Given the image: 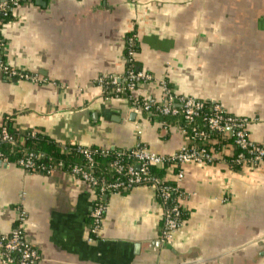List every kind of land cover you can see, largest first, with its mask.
<instances>
[{"label":"crops","instance_id":"1","mask_svg":"<svg viewBox=\"0 0 264 264\" xmlns=\"http://www.w3.org/2000/svg\"><path fill=\"white\" fill-rule=\"evenodd\" d=\"M0 40L3 63L26 77L0 73V126L9 119L62 148L120 153L140 143L176 153L188 145L179 125L138 117L97 84L124 75L131 40L136 72L152 77L136 96L157 100L165 82L176 97L247 119L249 139L264 147V0L28 1L1 25ZM215 145L211 163L183 170L184 218L169 243L152 187L106 195L91 235L86 183L12 163H0V235L19 228L34 264H264V160L237 166L234 145Z\"/></svg>","mask_w":264,"mask_h":264},{"label":"built area","instance_id":"2","mask_svg":"<svg viewBox=\"0 0 264 264\" xmlns=\"http://www.w3.org/2000/svg\"><path fill=\"white\" fill-rule=\"evenodd\" d=\"M21 1L25 0H0V14L8 15L16 8ZM133 44L130 40L126 46L125 60L132 62L133 60ZM0 73L7 77L18 76L20 79H26L21 73L10 69L0 59ZM152 77L141 72H133L126 67L124 75L120 78L110 77L98 80L97 84L103 89V95L112 99L126 98L132 111L138 116L156 114L169 117H182L184 121L192 126L193 141L205 143L207 134L197 130L196 120L201 117L204 103L190 97H176L168 89L165 82L160 83V97L157 100L140 98L134 93L140 85L149 83ZM125 95V96H124ZM202 121L205 123L209 132L227 133L233 138V145L241 152L232 159V163L237 166H250L258 164L264 160V147L254 144L248 137L246 127L248 120L241 117H235L225 113L219 105L211 106L209 113L204 114ZM1 127V126H0ZM184 136L185 130L181 129ZM1 141H11L4 127L0 130ZM77 153L81 154L85 161L91 166L93 157L100 155L106 157L108 149L105 148H89L75 145ZM119 157H125L131 160L133 165L122 164L118 160L111 163V167L117 175L126 178L125 182L116 180L114 183H104L100 181L89 169L73 167L69 173L75 178L80 179L91 189L94 196L92 211L90 213L91 224L89 234L96 235L102 225L106 204L103 198L110 194H119L122 191L130 190L140 186L152 187L159 195L163 211V224L161 229V241L169 243L174 232L182 226V209L177 203H170L172 194L177 195L180 199V182L183 178V170L188 165H203L213 161L214 152L206 150L203 147H188L183 145L180 149L168 156L157 155L146 149L140 143L133 148L122 151ZM33 157L29 155V158ZM0 163H8L6 158L0 153ZM15 165L24 168L28 172H34V166L31 160H20ZM149 166L166 167V174L171 177V181H160L150 176L148 172ZM52 170H43L50 172ZM165 182L174 183V187H170ZM177 199V200H178ZM22 232L16 228L9 235H0V264H12L13 257H17L16 264H34L35 252L23 240ZM88 241H91L89 238Z\"/></svg>","mask_w":264,"mask_h":264},{"label":"trees","instance_id":"3","mask_svg":"<svg viewBox=\"0 0 264 264\" xmlns=\"http://www.w3.org/2000/svg\"><path fill=\"white\" fill-rule=\"evenodd\" d=\"M33 2L35 0H25L22 2ZM10 17L8 15L0 14V27L7 21ZM126 53V52H125ZM126 55V54H125ZM0 59L3 62V52L2 45L0 40ZM126 66L129 67L133 72L135 70L134 62H127ZM125 96V95H124ZM210 105L204 103V109L201 117L196 120L197 130L202 131L207 134V139L205 143H200V141H193V132L192 126L183 120L182 117H169L161 116L156 114L145 115L150 121L159 118L167 127L173 125H179L180 128L185 130L184 136L187 138L188 147H203L206 150H210L211 145L215 142V146H220V144H231L233 145V138L229 137L227 133H218V132H209L205 123L202 121L204 114L209 113ZM1 127H4L8 136L11 138V141H1L0 140V153L6 158L8 163L16 164L20 160H31L33 163L34 172L43 170H61L63 172H69L73 167H79L82 169H91L96 178L104 183H114L117 179L125 182L126 178H123L121 175H117L114 172V169L111 167V163L114 160L120 161L122 164L133 165L131 160H127L125 157H119L118 151L109 150L106 157L96 155L93 157V162L91 166L85 161L83 156L76 151L75 145H69L65 148H62L59 144L54 142L48 137H44L41 134L34 133L32 131H24L16 129L11 120H3ZM0 127V130H1ZM213 142V143H212ZM95 149V148H94ZM241 151L235 148V153L237 156ZM29 155L33 157L29 158ZM166 167H155L149 166L148 172L150 176H153L160 181L165 180L166 176ZM170 187H174V183L165 182ZM157 194L158 202L161 204L160 197ZM177 195L172 194L170 197V203H179L177 200ZM104 202V201H103ZM184 218V213L182 212V219ZM91 224V219L89 218V225ZM13 263L17 261V257H13Z\"/></svg>","mask_w":264,"mask_h":264}]
</instances>
